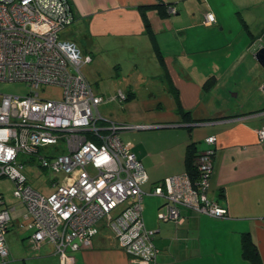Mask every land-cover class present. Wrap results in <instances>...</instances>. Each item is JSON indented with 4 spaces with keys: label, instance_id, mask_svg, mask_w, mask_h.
<instances>
[{
    "label": "crops",
    "instance_id": "obj_1",
    "mask_svg": "<svg viewBox=\"0 0 264 264\" xmlns=\"http://www.w3.org/2000/svg\"><path fill=\"white\" fill-rule=\"evenodd\" d=\"M67 1L74 19L61 39L92 57L94 69L104 66L106 56L114 71L125 68L133 76L122 90L132 111L117 122L146 128L121 130L118 137L125 142L121 134L136 131L135 145L125 143L147 175L142 216L146 229L155 231L156 263L247 264L241 253L247 233L264 264V146L256 133L264 128V68L255 59L264 47V0ZM167 7L176 13L169 15ZM205 13H212L215 23L205 25ZM209 79L213 84L205 90ZM144 84L160 90L167 107L154 99L152 107L137 112L132 99ZM207 137L215 138L207 198L226 210L225 217L183 210L181 224L160 222L153 184L186 172L188 146L202 154L209 148ZM13 220L9 231L18 228ZM22 232L6 234L4 264H60L52 244L31 250L29 234ZM70 256L74 264L136 263L104 224L90 248Z\"/></svg>",
    "mask_w": 264,
    "mask_h": 264
},
{
    "label": "built area",
    "instance_id": "obj_2",
    "mask_svg": "<svg viewBox=\"0 0 264 264\" xmlns=\"http://www.w3.org/2000/svg\"><path fill=\"white\" fill-rule=\"evenodd\" d=\"M73 19L67 0H0V83H25L31 90L24 97L0 94V179L13 184L12 196L26 210L16 224L28 232L31 250L50 243L60 264H74L70 254L90 248L104 224L135 264H157L155 231L146 229L142 216L147 175L131 144L118 137L121 130L145 126L119 125L100 115L104 99L82 74L91 57L60 37ZM213 23L214 15L205 13L204 24ZM48 86L61 89L60 100L40 98L37 91ZM114 98L119 104L127 99L121 91ZM256 133L264 146V128ZM205 143L209 148L197 156L196 174L153 184L160 222L181 224L183 210L225 217L226 210L207 198L215 138ZM41 150L46 156L38 155ZM20 155L37 156L42 168L63 174L48 197L30 187ZM15 210L0 194V264L9 259L5 236Z\"/></svg>",
    "mask_w": 264,
    "mask_h": 264
},
{
    "label": "rangeland",
    "instance_id": "obj_3",
    "mask_svg": "<svg viewBox=\"0 0 264 264\" xmlns=\"http://www.w3.org/2000/svg\"><path fill=\"white\" fill-rule=\"evenodd\" d=\"M107 61L106 56L102 57L100 64H103V67L94 69V63H92L82 68V74L91 86L93 93L97 96H103V103H101L98 107L100 115L105 119L117 122V118H123L124 120L132 110L131 107L127 110V101L119 104L115 98H112L111 96L116 94L118 91L123 90L126 92L124 89L126 87L124 85L130 83L128 79L133 76L130 75V72L126 73L127 70L124 67V73L119 70L114 71L112 65H110L109 62L107 63ZM30 91V88L25 83H0V94L2 95L24 97L28 95ZM37 92L39 93L40 98L45 100L58 101L61 99V89L58 87H42ZM140 93V96L137 95L136 99H132L135 100L133 104L137 107V112H144V107H147V109L152 107L154 99H157L158 101L162 100L164 108L167 107L166 99L159 94L162 93L160 90H156L155 88L150 90V86L144 84L141 86ZM151 93L153 97L150 96ZM133 112L135 111L133 110ZM125 121L129 125H135L127 119ZM118 123L119 122H117V124ZM133 132L136 133V131H129L121 134L122 140L125 142L130 141L131 144L135 145ZM165 133L168 132L166 131ZM45 154V150H41L38 155L46 156ZM18 163L24 166L22 173L26 177L30 187L42 196L48 197L52 194L55 191L53 184H57V182H61L63 179L62 173L57 174L47 168H42L37 156L28 157L26 155H20ZM13 189L14 186L8 179H0V194H2L7 200V204H11V206L16 207V210L12 212V218L19 220L22 223L23 221L21 216L26 212V210L12 196ZM155 201L159 202L157 199ZM22 231L23 230H19L15 227L10 230L7 235H13L14 232L17 234L18 232V235L20 236L21 234H25V232ZM7 247L9 248L8 242Z\"/></svg>",
    "mask_w": 264,
    "mask_h": 264
},
{
    "label": "trees",
    "instance_id": "obj_4",
    "mask_svg": "<svg viewBox=\"0 0 264 264\" xmlns=\"http://www.w3.org/2000/svg\"><path fill=\"white\" fill-rule=\"evenodd\" d=\"M155 7L158 8V6H155ZM212 84H213L212 80L209 79L204 83L203 88L207 90L212 86ZM179 111L180 113L183 114L181 110ZM184 115L186 116L187 114L185 113ZM197 156L198 155L193 151L192 145H189L187 149V156H186L185 163H186V172H188L192 176L193 174H196L197 172L196 171L197 168L195 165ZM241 253H242V258L247 262V264H259L257 250L255 246L253 245L249 234L247 233H243L241 237Z\"/></svg>",
    "mask_w": 264,
    "mask_h": 264
},
{
    "label": "water",
    "instance_id": "obj_5",
    "mask_svg": "<svg viewBox=\"0 0 264 264\" xmlns=\"http://www.w3.org/2000/svg\"><path fill=\"white\" fill-rule=\"evenodd\" d=\"M255 59L257 60V62L259 63V65L264 68V47H261L256 52ZM144 128H146V127H144Z\"/></svg>",
    "mask_w": 264,
    "mask_h": 264
}]
</instances>
